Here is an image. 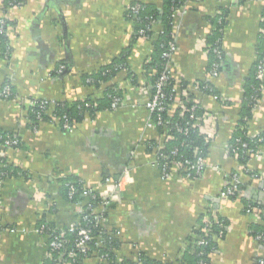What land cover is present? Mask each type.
<instances>
[{"label":"crops","instance_id":"1","mask_svg":"<svg viewBox=\"0 0 264 264\" xmlns=\"http://www.w3.org/2000/svg\"><path fill=\"white\" fill-rule=\"evenodd\" d=\"M134 2L161 10L165 0H25L16 7L0 0V22L7 23L10 48L8 58L0 57V91L10 81L17 94L13 100L0 98V172L3 163L18 172L0 183V264L48 262L49 239L38 228L50 224L65 229L82 210L65 197L61 179L70 177L100 194L111 184L119 186L118 202L102 221L120 242L116 264H141L139 254L165 264L183 261L209 207L228 221L225 235L215 239L210 264L264 261V246L250 233L264 226V213H247L242 201H264V144L262 155L246 163L229 152L260 53L264 0H190L186 12L173 20V80L179 92L185 87L194 93L214 119L206 169L197 179L177 170L164 177L156 154L147 150L148 142L163 144L165 136L148 127L146 108L153 83L145 64L158 35H138L137 22L126 17ZM224 6L227 13L221 17ZM161 29L156 24V32ZM216 37L226 63L214 78L208 52ZM112 64L123 67L100 86L88 83ZM61 65L64 73L59 72ZM200 83L212 85L221 99L192 91ZM109 89L122 93L124 105L86 115L71 132L49 122L33 125L27 117L31 99L96 102ZM245 129L250 137L264 132V92ZM1 133L22 146L5 147ZM246 169L256 174L250 176ZM231 172H240L244 187L239 198L226 200L221 195ZM104 263L94 256L83 264Z\"/></svg>","mask_w":264,"mask_h":264},{"label":"trees","instance_id":"2","mask_svg":"<svg viewBox=\"0 0 264 264\" xmlns=\"http://www.w3.org/2000/svg\"><path fill=\"white\" fill-rule=\"evenodd\" d=\"M25 0L20 1L21 6L24 3ZM184 0H165L164 5L161 10L158 9L156 5L153 4H142L138 2L132 3L133 6H140L141 12L138 16L132 15V17H128L127 13V19L138 21L143 27H146L151 22H156V24H160L162 26V34L158 35L157 39L153 42L154 50L150 58V62L145 64L146 71L150 74V78L152 80L153 85V94H154V84L160 77L163 68L166 65V60L163 57V53L167 51L168 46L174 41L173 36L171 33L173 32L172 27V15L176 9H178L182 2ZM10 0H8L9 4ZM10 6V5H9ZM228 7H223L221 14L219 16L224 17V14L227 13ZM223 22V20H222ZM223 25V24H222ZM264 15H263V21L261 25V31L259 35L260 40V53L258 55L255 67H254V73L252 75V79L250 82H248V85L245 89V95H244V108H243V117H242V123L240 130L238 133L232 138L230 141V148L229 152L232 156L236 155L234 154V150L239 151V155L237 156L239 162L246 163L250 160L243 152H242V144H247L249 148L257 149L259 146L263 144L261 143V140L264 139V132L255 136L250 137L246 131L247 126V120H249L252 115L254 108L256 106V103L253 102L254 97L261 98L262 93L259 90L260 85L262 84V81L257 79V68L259 66L260 60L264 53ZM7 23L5 21L0 22V57L3 56L4 59L9 57L10 48L7 46L8 38H7ZM153 34V33H152ZM151 33H148V38H153V35ZM221 43L219 41V38L216 37L214 41L212 42V45L210 46V51L208 52L211 59V66L210 69L212 71L214 62L221 63V70L225 66V55L221 53V57H217L214 53V50L217 48H221ZM9 48V49H8ZM171 65L173 63L171 62ZM65 66V65H61ZM123 67L122 64H112L106 67H103L98 73L97 76H90L88 78V83L95 86H100V84L104 81H107L108 79H111L114 75L117 74L118 71ZM6 85L10 86L11 89V96L10 97H4L0 96L1 99L5 100H13L17 97L16 92L14 91L13 86L11 85L10 81H6L4 87ZM172 85V86H171ZM171 85L166 89V94L168 96V103L173 105L175 102V98L177 97V93L173 92L172 89L175 86V82L173 78L171 79ZM3 87V88H4ZM185 89V87H182ZM199 88L202 91L203 94H209L212 96H216L217 98L221 99L218 95V93L213 89L212 85L209 83H200ZM3 89L0 91L2 93ZM116 90L109 89L108 92H106V95L102 99H97L96 102L91 99L82 100L76 103H66V102H51L50 100L46 99H31L30 101H33V106L29 107L27 109V117L30 121H32L33 125L35 124L37 126L40 122H49L51 124H56L60 127V129L64 132L66 129L63 128V124L65 122L69 123L71 126L75 127L79 122H81L86 115L91 116L99 112L100 110H111L112 105V95L115 93ZM117 93L120 96H123L122 93L117 91ZM180 99L181 104H185L189 107L193 105V103H189V100L193 101L196 100V95L194 93L188 92L187 97H183L181 95L178 96ZM47 103L48 108L46 107L43 109L41 106L42 104ZM51 105V107H50ZM180 107H176L173 109V114L170 116L169 113L164 112L161 114V116L164 119H168V121L172 122L171 125L168 127V131H166L165 135H172L174 137L173 140L167 141L164 146L159 149L157 152V149L159 147V144H155L154 141H150L147 144V150L149 152H153L158 156L160 167H163L164 162L173 163L176 159H179L181 162L184 160H191L195 161L197 157L203 156L204 158L207 157L208 154V148L210 143H207L205 138L199 133V131L195 129H190L188 133H185L182 131V129L186 128V122L188 121L187 115H185L184 118H182L180 114ZM206 110L203 108L202 105L197 110L198 114H203ZM54 118L59 119V124H57L54 121ZM158 115H153V120L158 119ZM246 122V123H245ZM159 132L162 134L164 131L159 129ZM164 134V133H163ZM1 143L4 144L5 140L7 139H15L14 136L7 135L5 133H1ZM22 146V143H20L19 147ZM173 150H177L178 155L173 158L171 157V152ZM163 154L167 156V160H163L162 157H160V154ZM17 170L14 167L6 166L5 163H3V167L0 172V183H2L4 180H6L11 175L17 174ZM180 173L187 177L186 172L183 171V169L180 170ZM236 173V172H231ZM246 174L253 176L256 173L246 169ZM192 174V178L190 179H197L200 176ZM107 179V178H106ZM63 184V191L65 193V197L72 203L80 204L81 202H87L94 205L96 208L99 207V205L102 202L101 196L99 193L92 191L90 189H87L83 183L82 180L77 178H64L61 179ZM1 186V185H0ZM243 185L241 184V190L243 189ZM75 189L74 193L72 194V190ZM85 190L90 191V195L84 196L83 193ZM95 197L96 199H93ZM236 199L235 197H232L231 200ZM242 201L245 204V207L248 206H254L259 211H262L264 213V201L262 203H253L251 200L242 199ZM213 208V207H212ZM86 209V208H85ZM85 214H90L92 216V221L90 224H87L88 227L93 228V241L89 243V254L87 257H84L82 254H79L78 251L75 248V240L77 239L76 233H70L68 232L69 227L65 229H58L53 225L47 224L46 226L55 233H61L65 232L67 233V241L68 243L65 244V248L60 251H51L49 248V254L52 259H48V262L46 264H54V263H65L70 262L72 264H83L84 261L90 257H98L105 261L104 264H116V255L115 250L119 248L120 242L119 240L109 233V231L105 230L101 224L96 225V221L94 220L96 213L94 212H85L82 211L79 214V218L83 217ZM93 214V215H92ZM217 218L222 223V227L218 226L217 224L214 225V219ZM83 225L85 223L80 219V221ZM228 221L223 216H221L217 210H215V214H207L204 219L201 220L200 226L194 231L195 238H192L191 243L189 245V255H187L186 258H184L183 261L179 262L178 264H210L211 256L216 252L217 250V244L215 239L218 237H223L226 232ZM205 229L208 231V233H205ZM251 235L254 238H259L260 236L264 237V226H257L255 228L251 229ZM196 237H203L206 241H208V244L206 246H200L198 245L197 238ZM105 239V246L103 247H97L96 242L97 239ZM260 244L264 246V240H260ZM191 250V251H190ZM75 251V253L78 254V256L75 258H69L68 252ZM139 262L141 264H165L158 260H153L147 257L146 255L139 254ZM122 264H133L129 262H123ZM138 264V263H134ZM172 264V263H167Z\"/></svg>","mask_w":264,"mask_h":264},{"label":"built area","instance_id":"3","mask_svg":"<svg viewBox=\"0 0 264 264\" xmlns=\"http://www.w3.org/2000/svg\"><path fill=\"white\" fill-rule=\"evenodd\" d=\"M20 1L21 0H10L9 5L10 7H16L18 5H20ZM190 0H184L181 4V6L176 9L172 15V25H173V20L178 16V15H182L186 12L187 10V6ZM222 1H226L229 3H240L241 0H222ZM224 7H228V6H224ZM129 13H128V17H132V15H136L138 16L141 12V7L140 6H131L129 9ZM221 14V12H220ZM137 22V25L139 26V30H138V35L144 38H148L147 35L148 33H153L152 35L154 36V34L156 33V35H160L162 34V30L160 32H156L155 28H156V22H151L149 25H147L146 27H143L140 23ZM155 32V33H154ZM264 33V32H263ZM171 35L174 38V41L168 46L167 51H165L163 53V57L166 60V65L163 68V71L160 75V77L158 78V80L155 82L154 84V94L152 95L151 99L147 102L146 104V108L149 112V120H148V127L158 130L162 128V130L164 131V135L166 134V131H168V127L169 125L172 124V122L168 121V119H164L161 114L166 112L169 113V115L171 116L173 113V109H175L176 107H180L181 111H180V116L182 118L185 117V115H187L188 121L186 122V128L182 129L183 132L188 133L190 131V129H195L197 131H199V133L205 138L207 143H211L212 140L215 137V130H213L212 128V122H213V116L212 114H210L209 112L205 111L203 114H198L197 110L200 107L201 103L198 99L196 100H189V103H193V105L191 107L185 105V104H181L180 102V98L178 97L179 95L183 96V97H187L188 96V90H182L181 92H179L180 88L175 84V86L173 87L172 91L177 93V97L175 98V102L173 105L168 103V96L166 94V89L168 87H170L171 85V79L173 78L172 76V65L171 62L173 63V56L174 53L176 52V42H175V33L174 30L171 33ZM214 53L216 54L217 57H221V49L217 48L214 50ZM213 69L211 71V77H218L220 75L221 72V63L219 62H214L213 64ZM66 67L65 66H61L59 68V72L60 73H64L65 72ZM257 79L262 81V84L260 85L259 90L261 91V93L264 92V53L263 56L260 60L259 66L257 68ZM172 86V85H171ZM192 91H194L195 93L198 94H202V91L199 88V84H195L194 87H192ZM11 89L9 85H6L3 88L2 93H0V96H4V97H10L11 96ZM216 99V96H214ZM261 98L258 99V97H254L252 100L254 103H256L255 108L258 106L259 100ZM51 102H55L50 100ZM177 102V104H176ZM176 104V105H175ZM27 109H29V107L33 106V101H28L27 102ZM124 105V99L123 96H120L117 93V90L115 91V93L112 95V105H111V110L112 111H116L119 108H121ZM43 109H45L46 107L48 108V104L44 103L41 106ZM51 107V105H50ZM254 108V110H255ZM158 115V119H154L153 120V115ZM54 121L59 124V119L58 118H54ZM63 128L66 129V131L71 132L74 127L71 126L69 123L65 122L63 124ZM174 137L172 135H165L164 136V142L163 144H159V147L156 148L157 152L159 151V149H161L162 146H164V144L167 141L173 140ZM263 142L264 144V139L261 140V143ZM20 141L18 139H7L4 142V146L8 147V148H18L20 145ZM242 152L248 157V158H252L253 156H259L262 155L261 150H262V145L259 146L257 149H252L249 148L247 144H242ZM234 154L236 155V157L239 155V151L234 150L233 151ZM171 157L175 158L178 153L177 150H173L171 152ZM157 157V161L159 164V159L158 156ZM160 157H162V159L165 161L167 160V156L163 155L162 153L160 154ZM206 158H204L203 156H199L197 157V159L195 161H191V160H184L183 162H181L179 159H176L175 162L173 163H168V162H164L163 163V167H160L163 171V175L164 177H170L171 173L173 170H177L178 172H180L181 169H183V171L186 172V178L190 179L192 178V174L194 173V175L197 176H201L202 173L205 171L206 169ZM160 166V164H159ZM196 176V177H197ZM241 184H242V179L240 176V172H236V173H229L226 175V180H225V185H224V189L221 195V198H224L226 200H230L232 199V197H235L236 199L240 197L241 194ZM75 189L72 190V194L74 193ZM119 186L117 184H111L107 191L103 194L99 195L101 196L102 202L99 205L98 208H96L94 205L88 203L87 202H81L80 206L82 207V211L85 212H94L96 213L94 220L96 221V225L101 224L102 225V221L105 218L106 212L109 208V206L111 204H113L114 202H118L119 199ZM84 196H88L90 195V191L85 190L83 193ZM93 199H96L95 197H93ZM86 208V209H85ZM258 209L255 208L254 206H248L246 208V212L251 214L256 212ZM208 213L209 214H215V210L212 209V207H209L208 209ZM93 215V214H92ZM80 219L85 223V225H83L80 221ZM92 221V216L90 214H85L83 217L78 218L77 221L75 223H73L72 225L69 226L68 232L70 233H76L77 239L75 240V248L78 251L79 254H82L84 257H87V255L89 254L90 248H89V243H91L94 239L93 237V228L92 227H88L87 224H90V222ZM214 225L217 224L218 226L222 227L224 225H222V223L220 222L219 219L215 218L214 221ZM4 230L3 225L1 223V219H0V232H2ZM38 233L45 235L46 237H48L49 239V248L51 251H60L62 249L65 248V244L68 243L67 241V233L65 232H61V233H55L54 231H51L46 225L41 226L40 228H38ZM205 233H208V231L205 229ZM259 243L260 240H264V237L260 236L259 238H255ZM198 245L200 246H206L208 244V241L205 240V238L203 237H197V242ZM105 239H101L98 238L97 242H96V246L97 247H103L105 246ZM68 257L69 258H75L78 256L77 253H75V251H70L68 252ZM53 257H51V255L49 254V259H52ZM54 264H72L71 261L70 262H65V263H54ZM204 264V263H203ZM258 264H264L263 260H259Z\"/></svg>","mask_w":264,"mask_h":264}]
</instances>
